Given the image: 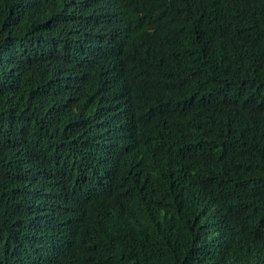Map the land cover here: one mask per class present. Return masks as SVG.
<instances>
[{"label": "trees", "instance_id": "16d2710c", "mask_svg": "<svg viewBox=\"0 0 264 264\" xmlns=\"http://www.w3.org/2000/svg\"><path fill=\"white\" fill-rule=\"evenodd\" d=\"M24 231L50 264H264V0H0V264Z\"/></svg>", "mask_w": 264, "mask_h": 264}, {"label": "clouds", "instance_id": "9594fccd", "mask_svg": "<svg viewBox=\"0 0 264 264\" xmlns=\"http://www.w3.org/2000/svg\"><path fill=\"white\" fill-rule=\"evenodd\" d=\"M65 50L67 51L64 53L66 55L64 62L69 64L72 69L76 62V53L72 50L69 40ZM54 222L57 228L63 230L62 224H58L55 220ZM38 235L32 231L20 233L18 235L20 252L12 255L6 264H50L48 259L50 249L39 241Z\"/></svg>", "mask_w": 264, "mask_h": 264}, {"label": "bare ground", "instance_id": "6f19581e", "mask_svg": "<svg viewBox=\"0 0 264 264\" xmlns=\"http://www.w3.org/2000/svg\"><path fill=\"white\" fill-rule=\"evenodd\" d=\"M99 187V186H98Z\"/></svg>", "mask_w": 264, "mask_h": 264}]
</instances>
